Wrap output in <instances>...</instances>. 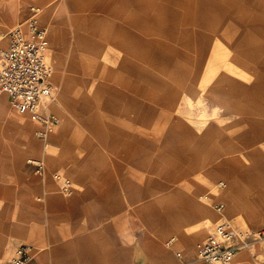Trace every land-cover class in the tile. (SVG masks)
<instances>
[{"label": "rangeland", "instance_id": "rangeland-1", "mask_svg": "<svg viewBox=\"0 0 264 264\" xmlns=\"http://www.w3.org/2000/svg\"><path fill=\"white\" fill-rule=\"evenodd\" d=\"M150 1L87 0L77 26L48 28L76 173L169 241L205 237L207 193L235 225L264 227V0Z\"/></svg>", "mask_w": 264, "mask_h": 264}, {"label": "crops", "instance_id": "crops-1", "mask_svg": "<svg viewBox=\"0 0 264 264\" xmlns=\"http://www.w3.org/2000/svg\"><path fill=\"white\" fill-rule=\"evenodd\" d=\"M115 1L121 2L126 11H136L137 2L151 3ZM86 4L87 0H0L1 49L8 45L6 33L24 23L32 15V7L39 8L38 19L47 29L45 57L52 67L50 83L55 92L47 110L58 118L55 108L60 87L52 80L54 68L49 62L58 39L55 30L77 26L74 21ZM48 28L55 30L49 33ZM39 127V123L15 111L7 96L0 94V258L4 262L19 245L27 244L31 247L27 264H204L197 258L195 245L205 239L221 217L237 230L255 229L235 225L224 200L207 193L204 198L212 207L223 203L224 209L219 214L213 207L215 218L205 237L199 241L191 237L169 241L167 232L153 226L147 214L123 207L118 192H105L103 181L95 176L88 181L79 177L76 172L84 165L73 160L67 133L60 124L49 134L46 148L34 135ZM263 139L259 136L254 144ZM30 158L43 162L41 174L35 173V166L28 163ZM262 164L264 158L253 165ZM54 173L70 179L72 193L60 192ZM219 181L225 182L214 179L212 190L217 189ZM260 250L258 244L240 249L228 264H264Z\"/></svg>", "mask_w": 264, "mask_h": 264}, {"label": "built area", "instance_id": "built-area-1", "mask_svg": "<svg viewBox=\"0 0 264 264\" xmlns=\"http://www.w3.org/2000/svg\"><path fill=\"white\" fill-rule=\"evenodd\" d=\"M32 15L6 33L8 45L0 48V94H5L10 106L20 114L27 115L40 127L34 135L47 147V139L59 125V118L47 110L55 99L54 88L50 83L52 67L45 57L48 46L47 29L38 19L39 8H31ZM35 166V173L41 174L44 164L39 159H28ZM59 183L62 194L71 193L70 179L59 173L53 174ZM219 181L217 186H224ZM215 211L222 214L223 203L213 205ZM260 245L259 252L264 259V227L258 229L237 230L224 217L213 226L210 233L195 245V253L204 264H228L236 253L243 248ZM180 256V253H176ZM31 259V247L19 245L7 262L0 258V264H27Z\"/></svg>", "mask_w": 264, "mask_h": 264}]
</instances>
